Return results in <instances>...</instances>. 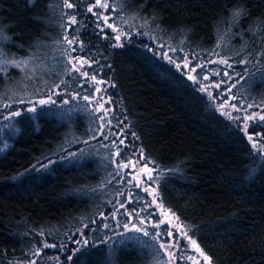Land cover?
<instances>
[{"label":"trees","instance_id":"trees-1","mask_svg":"<svg viewBox=\"0 0 264 264\" xmlns=\"http://www.w3.org/2000/svg\"><path fill=\"white\" fill-rule=\"evenodd\" d=\"M106 1L114 27L147 35H132L131 44L124 43L123 48L110 47L109 40L94 34L96 17L85 12L95 0H34L32 4L29 0H0V33L9 38L0 39L1 57L43 56L44 45L56 36L62 73L48 84L39 82L41 92L70 79L68 93L91 96L90 85L85 80L80 83L76 71L69 69L68 56L77 52L67 54L69 46L62 37L78 40L86 56L96 60L84 69L89 76L99 73L110 82L108 93L129 123V132L138 137L143 157L159 166L156 189L160 202L174 212L187 236L196 241L211 264H264V149H253L241 121L211 111L175 73L152 62L151 53L144 48L151 46L152 36L161 39L171 34L172 43L203 53L202 61L209 60L213 50L234 61L250 53L252 63L236 64L249 73L257 62L264 69V0ZM66 3L74 7L66 8ZM234 10L247 15L237 20ZM73 15L77 23L66 27ZM220 27L230 29L228 50L221 48V40L215 41ZM166 29L173 34L164 33ZM103 30L111 35V29ZM208 33L205 39L203 34ZM180 36L184 40L178 41ZM21 75L22 70L11 67L0 78V105L11 95L26 98L38 85L18 81ZM235 92L244 98L245 106H264V83L242 82ZM60 100L35 121L0 117V264H23L43 243L67 241L80 228L89 243L80 252H72L71 261L64 264H108L110 259L115 264H155L159 250L131 243L125 249L116 243L119 233L100 225L98 217L109 211L116 190L102 179L108 169L94 154L98 146L96 140H89L95 135L89 120L84 112L71 108V102L65 105ZM18 107L13 104L8 111ZM3 109L0 106V114ZM235 123L239 130L231 126ZM253 132L264 136V127ZM66 153L76 156L53 164L42 178L11 180L45 157L56 161ZM133 191L138 204L150 201L147 194ZM107 237L112 239L100 242Z\"/></svg>","mask_w":264,"mask_h":264},{"label":"rangeland","instance_id":"rangeland-1","mask_svg":"<svg viewBox=\"0 0 264 264\" xmlns=\"http://www.w3.org/2000/svg\"><path fill=\"white\" fill-rule=\"evenodd\" d=\"M102 3L105 2V0H101ZM108 1H106L107 3ZM103 15L109 16V19L112 18L110 14L107 12V9L102 10ZM97 13V16L100 15V12L95 11ZM108 23L110 21L108 20ZM149 24L146 22V27H148ZM101 28L105 29L103 24L100 25ZM116 29L115 34L121 35V43H124V36L121 29ZM219 34L215 37V41L220 42V46L223 50H228L231 47L230 44V31L229 28L226 27H220ZM169 29H166L164 33H168ZM182 31H179V33ZM112 34V30L110 32ZM172 33V32H169ZM173 34V33H172ZM178 34V33H177ZM192 36L193 32H190ZM209 34H203L207 39L209 37ZM151 40V46L155 43L154 41L160 40L159 37L152 36ZM183 37V36H182ZM181 36L177 39L178 41L184 40ZM195 37V36H194ZM164 41H166L170 46L176 47L179 51V48L182 47L181 44H174L172 43V35L166 34L164 37H162ZM59 38L58 37H51V40L46 43L45 51L43 56H34L33 59H23L20 61H27V64L22 70V75L18 78V81L20 80H29L30 83L34 85V83L39 84V82H42L44 85L53 82L57 79L58 76L61 75L62 71L58 65L62 59L60 58L61 54L58 49L59 45ZM150 40V41H151ZM115 43V42H114ZM153 51L155 49L153 48ZM188 54V59L192 61L188 65L187 71H190L192 67H195L197 65L198 60H192V51L185 49ZM196 52V51H195ZM162 54V52H161ZM169 55H172L171 52H169ZM212 60H219L220 58H226L229 60L230 63H232L234 60L229 59L225 55H214ZM6 58H3L0 56V60H3ZM71 60L73 64H76L77 67L80 69V72L86 71L84 68H86L88 65H91L96 62V60H93L90 56H86L83 53H71L68 56V60ZM77 59H79L81 62H83L84 66L80 67L79 64H77ZM203 63L207 64V68L211 69L213 72L216 71L217 68L220 70V76L214 77L210 75L208 71H205V75L208 76V80L205 81V84L211 83L212 88V95L213 97H216L217 89L214 87L215 84H220L219 91L224 92L225 96L222 98L223 101V107L220 108L222 104L221 98L215 99V104L220 111L223 112H230L231 116L235 118L239 113H242L243 115H252L255 112H259L260 115H264V106H258L256 104H253L254 106L251 109H247V112L244 111L243 108H241V99H243V103L245 102L244 98L240 97L237 92H235V88L232 89L231 96L227 95V84L222 83V80H225L223 73L226 70V66L219 65L218 63L213 64L209 62V60L202 61ZM234 67L236 71H241L242 68L239 64H234ZM51 71L50 76H48V73ZM200 69L197 68L196 73H192V75H197L199 73ZM90 74V73H89ZM232 75V71L229 70V76ZM89 76V75H88ZM95 76L96 80L95 82L89 81L88 84L90 85L89 88L93 89V92L91 96L89 97V101H84L83 99H77L75 92H69V98H63L66 100H69V103L71 102V108L77 110L78 112H81L85 114L86 119L89 120L95 135H92L90 141H95L97 143L96 148H94V154H97L98 157H101L103 159V164L107 166V174L104 175L102 179L109 180V182L112 183V185L115 188V192L113 193L114 199L110 206L108 207L109 211L102 212V214L99 215V223L101 226L104 227L105 224L110 225L108 227L109 231H114L116 234L124 232L123 224L131 221L129 223V228H131V224L135 223L138 227H144L148 230L150 236L151 235H158L159 237H162L161 239H158L157 241L152 242L153 249H156L155 245L162 244L165 247L159 249L158 254L155 253V264H211L209 258L201 251L200 247L198 245H193L190 240L186 239L183 236V233L185 232L183 226L179 222V219L174 214V212L170 211L168 208L164 207L159 199V194L156 189V185L159 183V178L157 179L155 184H148L145 177L147 176V169L153 168L150 164L145 167L143 163L140 162L139 153L136 151L137 149L141 150L143 153V149L140 146L138 140L133 142L132 133L129 132V123L125 121L124 117L121 116L119 109L116 107L115 101L111 98L110 94L108 93V89L110 86V82L101 77L100 74H94L89 76L92 77ZM235 79H238V77L234 78L231 83L235 82ZM66 79H63L65 81ZM80 83L84 82L83 78L79 79ZM68 84L71 83V80L69 79ZM99 88L100 91L96 92L94 91V87L91 84ZM59 84V83H57ZM85 84V83H84ZM238 86V85H237ZM32 88V87H31ZM61 88H64V85H61ZM24 92V91H22ZM34 92V89H30L27 93V97H19L21 99H38V98H46L43 96H36L32 95ZM10 94V93H9ZM11 95V94H10ZM82 96V95H81ZM232 97H235L233 99ZM55 100H57L59 97L54 96ZM110 98V99H109ZM14 95H11L10 99L5 103H11L12 100H14ZM61 102V100H60ZM68 103V104H69ZM66 104V105H68ZM236 104V108H232L231 105ZM102 105V107H101ZM17 106V105H16ZM65 106V105H64ZM22 106L18 107L16 110H20ZM5 110V109H3ZM11 113L8 110H5L4 113L0 114V117H6L9 116ZM100 117H103L101 119ZM235 119H233L234 121ZM242 127L244 129V123L241 121ZM99 129V131H98ZM256 129V128H255ZM253 128V122L247 121V131L245 133L248 136H252L253 140L256 141L257 146L264 144V136L261 135L259 132H253L255 130ZM260 136V140H256L257 136ZM136 137V136H135ZM120 140H124V144H120ZM253 143V141H252ZM129 148L132 150L129 151ZM261 148V147H260ZM264 149V148H262ZM117 151H120V156H115L114 154L117 153ZM124 155L128 156V159H122ZM115 165H121V176H117L114 167ZM156 169H153L152 175H156ZM128 176H131L133 179L130 183H124L123 181L128 178ZM161 177V176H159ZM103 182V183H104ZM137 184L140 185V188H137ZM147 188L148 192H144L142 189ZM134 189H137L141 192V194H147L150 200H154V203L143 202L142 204H138L135 202L134 194L136 193L133 191ZM133 191V192H132ZM140 202L143 199H139ZM119 204H124L125 208L120 209L118 212L115 213V219L112 217V213L114 211V205L118 207ZM147 210H143V209ZM124 213H130L131 216L124 214ZM158 214V215H157ZM107 217V219H105ZM157 219V220H154ZM141 221L143 223L141 224ZM94 229V228H93ZM168 231L171 233V235H165V231ZM177 232L181 234V238L177 242ZM82 233V235H81ZM130 234V233H128ZM136 235H140L139 233H135ZM88 239V235L85 233L84 228H80L75 235L71 237V240L68 239L67 241H59L55 243H47V244H56V248H41V252L39 256L32 255L31 258L27 261H25L23 264H31L32 260L36 261V264H64L66 260V256L70 255L72 252L76 251L77 245H74L71 241L72 240H83ZM149 240V237H142L144 240ZM64 244L66 245L65 248H60V245ZM88 245V244H87ZM86 245V246H87ZM187 245V247H186ZM68 249H72L71 252L68 251ZM36 252V251H35ZM34 252V253H35ZM162 254V256H161ZM207 258V259H206Z\"/></svg>","mask_w":264,"mask_h":264},{"label":"snow or ice","instance_id":"snow-or-ice-1","mask_svg":"<svg viewBox=\"0 0 264 264\" xmlns=\"http://www.w3.org/2000/svg\"><path fill=\"white\" fill-rule=\"evenodd\" d=\"M33 2H34V0H29L30 4H32ZM65 7L66 8H72V7H74V5L71 3H66ZM94 8H96L97 11L100 12L99 16H96V13L93 12ZM108 8H109L108 3H106V2L102 3L101 0H95L93 7L87 8L85 10V12L91 13V14H93V16L96 17L95 23L97 26L94 30V34H96L99 38L109 40V46L110 47L123 48L124 43L131 44V36L132 35H137V36H146L147 35L146 33L141 32V31H137L135 33H132L131 29H129L127 32L123 33L124 43H121L120 42L121 41V35L115 34L116 29L114 28V24L108 23L109 16L103 15L102 10L108 9ZM115 11H116V9L113 6V13H115ZM242 14L247 15L246 13L243 12V10H234L233 11V17L236 18L237 20L239 19V17ZM76 23H77L76 17L73 15L71 17L70 24L66 25V27H71L72 25H75ZM100 24H103L104 27L111 29L112 34L111 35L105 34L103 28L100 27ZM74 31H75V29H74ZM62 38H63L64 42L69 46V50H68L67 54H70L71 52H77L78 54L83 53L84 55H87V52L85 51L84 46L81 45L78 40H76V39L70 40V39H68L67 35H64ZM0 39L7 40L9 38L3 36V34L0 33ZM113 42H115V43H113ZM73 44H76V47H71ZM217 47H219V44L217 45ZM144 48H145L146 52L151 53L150 59L152 62H154L156 65L164 67L165 70L169 71L170 73H175L180 78L181 81L186 83L192 89L193 92H195L197 95L201 96V98L206 102V104L209 106L211 111L220 112V114L223 115L228 120L235 119L237 121H242L244 123V131H247V121L253 122V128L254 129L264 127V115H260L259 112H255L252 115H247V116L238 112V115L235 118H233L231 116L230 112H223L217 108V106L214 102L215 99L216 98L222 99L225 96V93L219 91L220 84L217 83L214 85V87L217 89L216 97H213L212 91H211L212 85H211V83L205 84V81L208 80V76H206L204 73H205V71H208L210 73V75H212L214 77H219L220 76V70H219V68H217L216 71L213 72L211 69H208L207 64L202 62L203 53H197L195 51L192 52V60H198L200 62H198L195 67H192L190 71H187L188 65L192 61H190L188 59L189 53L187 51H185V49L183 47H180L179 51H178L176 47L170 46L166 41L163 40V38H161L158 42H155L152 45V47H148L147 45H144ZM153 48L155 49V51H153ZM161 52H162V54H161ZM169 52H171L172 55H169ZM213 54L218 55V53H214V50L210 51L208 53L209 62H211L213 64L218 63L219 65L226 66V70L223 73V76L226 79L222 80V83L227 84V95L228 96H231L232 89L236 88L237 85L241 84L242 82H246L248 84H251L253 82L264 83V69L261 68V66L258 62L256 64H253V71L251 73H249L247 68H243L241 71H236V69L234 67L235 63H239L241 65H246V64L252 63V61L250 59V56H251L250 53L248 54V57L242 58L239 61H233L232 63H230L229 60L226 58H220L218 61L212 60L211 57ZM2 55H3V53L0 52V56H2ZM177 60L182 61V63H177ZM67 63L69 65V69L75 70L77 76L80 78H83L85 80V83H88L89 80L92 82H95V80H96L95 76H92L89 78L87 71L80 72V69L77 67V65L73 64L70 59L67 61ZM26 64H27V61L22 62V61L16 60V59L0 60V78L4 77V74L8 71L9 68L14 67L16 69L23 70V68L25 67ZM77 64H79L80 67L84 66L83 62H81L79 59H77ZM89 67H91V65H89ZM182 68L184 69V71H182ZM197 68L200 69L199 73L197 75H192V73L197 72ZM99 69H100V65H99V62L97 61V70H99ZM229 70L232 71L231 76H229ZM236 77H238V79H235V82L231 83V81H233V79ZM61 85H64L63 89L61 88ZM41 87H42V85H40V84L36 85L32 95L43 96L46 98H38L35 100H33V99L25 100V99H21V98L17 97L14 100H12L11 103L0 105L5 110L11 109L13 104L22 106L20 110L11 111L10 116L6 117V119H12L15 117H23L25 119L35 121L37 119L38 115L43 116V115L47 114V112L49 110L48 106L56 104V100L53 98L54 96L59 97L61 99L62 104L66 105L69 103V100L63 99V97L65 95L69 94L66 91V88H67V82L66 81L62 80V81H60L59 84H56L53 87H47L42 92H41ZM93 87H94V91H96V92L100 91V89L96 88L94 86V84H93ZM112 87H114V85H112ZM81 90L83 91L84 89L82 88ZM76 97L83 99L84 101H89V97L87 95L81 96L79 92L76 94ZM232 98L235 99V97H232ZM224 102L225 101H223V99H222V104H221L220 108L223 107ZM253 106L254 105L251 103H249V104H247V106H245L243 104V99H241V108H243L245 112H247V109H251ZM101 107H102V105H101ZM231 107L235 109L236 104H232ZM38 108H39V112H38ZM100 118L103 119V117H100ZM231 126L236 128L237 130H239V123L232 124ZM36 130L38 131L39 129L37 128ZM98 131H99V129H98ZM131 135L133 137V142L138 140V137H135L134 133H132ZM247 139L249 141H253V143H252L253 149L257 148V143L255 140H253L252 136H248ZM260 139H261V137L258 135L256 137V140H260ZM120 144L123 145L124 140H120ZM259 147L264 148V144L259 145ZM131 150L132 149L129 148V151H131ZM82 151L83 150H81V152ZM136 151L139 153L140 162L143 163L145 165V167H147V165L150 163L153 165V168L147 169V176L145 177V179H146L148 184H155L157 179L161 175V173L159 171V166L157 164H155V162L152 161L151 159H145L143 157V153L141 150L137 149ZM114 155L120 156V151H117V153H115ZM74 156H76V153H66L65 156L61 157L60 160H56V161H54L48 157H45L44 161H38V163L36 165H33L32 167L26 169L25 172H21L18 176L11 177V180L14 182H20L22 178L30 179L33 176H40L42 178L43 175L48 174V171L53 164H63L64 160L68 159L69 157H74ZM121 158L122 159H128V156L124 155ZM262 159H264V158H262ZM121 167H122L121 165H115V167H114V171H115L117 176L122 175ZM153 169L157 170L155 176L152 175ZM132 179L133 178L131 176H128V178L126 180H124L123 182L124 183H130L132 181ZM137 188H140L139 184H137ZM142 190L144 192H148L147 188H143ZM149 203H154V200H150ZM113 207H114V211L112 213V217L115 219V213L118 212L120 209L125 208V205L119 204L118 207L115 205ZM143 210H147V209L145 208ZM124 214H127L129 216L132 215L130 213H124ZM105 219H107V217H105ZM129 223H131V221L124 223L122 225L125 231L122 233H119L118 234L119 239L116 240V243L118 245L124 247L125 249H127V246L129 243H131L133 245V247H141V248L153 247L152 242L157 241L158 239L162 238V237H159L158 235H155V234L150 236V234L146 228L138 227L137 224H135V223H132L131 228H129ZM142 223H143V221H141V224ZM85 227H88V226L85 225ZM104 227L108 228V227H110V225L105 224ZM128 233H139L140 235H135V234L129 235ZM194 234H196L195 230H194ZM40 235L43 236V232H41ZM81 235H82V233H81ZM165 235H171V233L166 230ZM183 236L186 239L190 240L193 245L196 244L195 240H191V237L187 236V232H184ZM142 237H149V240H143ZM180 238H181V234L179 232H177V242L179 241ZM69 239L71 240V238H69ZM111 239H112L111 237H107L106 239L102 238L100 242L106 243L107 241H110ZM71 242L74 245H77V247H76L77 252H80L88 244V240L86 238L83 240H72ZM49 247L56 248L57 245L56 244H47V243L42 244V248H49ZM65 247H66V245H64V244L60 245V248H65ZM155 247H156V250L158 251L159 249L164 248L165 246L162 244H157V245H155ZM186 247H187V245H186ZM68 251L71 252L72 249H68ZM111 251L114 252V251H116V249H112ZM40 252H41V249H37L36 252L34 253V255L39 256ZM71 259H72L71 255L66 256L67 261H71ZM31 264H36V261L32 260ZM108 264H115V260L110 259Z\"/></svg>","mask_w":264,"mask_h":264}]
</instances>
